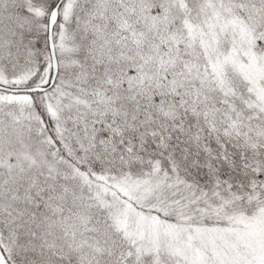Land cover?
Wrapping results in <instances>:
<instances>
[{
  "label": "snow or ice",
  "instance_id": "snow-or-ice-1",
  "mask_svg": "<svg viewBox=\"0 0 264 264\" xmlns=\"http://www.w3.org/2000/svg\"><path fill=\"white\" fill-rule=\"evenodd\" d=\"M0 264H264V0H0Z\"/></svg>",
  "mask_w": 264,
  "mask_h": 264
}]
</instances>
